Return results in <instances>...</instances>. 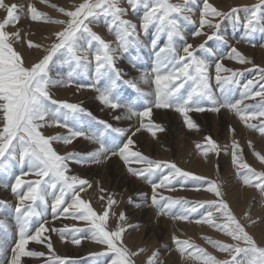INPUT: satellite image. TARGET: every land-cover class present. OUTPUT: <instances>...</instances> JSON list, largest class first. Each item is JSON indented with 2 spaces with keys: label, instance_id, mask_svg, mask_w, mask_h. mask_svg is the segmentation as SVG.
Wrapping results in <instances>:
<instances>
[{
  "label": "snow or ice",
  "instance_id": "1",
  "mask_svg": "<svg viewBox=\"0 0 264 264\" xmlns=\"http://www.w3.org/2000/svg\"><path fill=\"white\" fill-rule=\"evenodd\" d=\"M40 2L58 15L54 17L40 11L31 3L22 6L0 0V9L6 13L0 20V170L14 165L21 167L20 174L10 184L11 193L17 198L14 212L18 238L11 247L10 258L6 239H0V264H23V258H45L46 255L45 264H69V258L56 254L50 233H58L63 242L70 236L74 245H80L83 239L104 245L103 252L90 255L110 256V264H136V258L144 249L134 251L125 243L124 234L134 226L125 224L127 216L124 212L117 216L112 211L117 201L112 196H100L99 199H106L107 203L97 211L91 201L82 196L92 188V183L71 174L73 163L105 165L113 158L121 161L132 177L150 185L151 196L141 193V199L146 204L150 200L148 206L157 209L158 217L193 222L194 216L198 215L199 218L194 220L196 224L207 225L227 238L204 237L207 244L228 257L220 259L190 239L173 236L176 250L182 257L187 254L198 264H264V247L249 233L247 224L237 218L217 181L186 171L174 162L150 158L136 150L134 139L141 131L150 133L153 138L157 137V132L165 131L153 119L156 109H172L179 113L190 130L199 128L190 113L219 114L227 110L247 129L264 137V68L258 69V80L249 79L243 84L239 99H230L229 86L239 85V77L248 69L227 67L224 60H233L240 65L252 64V61L235 46L230 47L226 56L209 46L213 40L228 45V37L222 32L225 21L242 28L243 39L248 42L252 41L254 33L264 34V0L229 11L221 10L211 0H82L73 9L49 3V0ZM24 12L32 22L57 26L51 34L50 44L26 39L22 28L16 27ZM98 24L106 27L114 39L108 40L94 31L92 26ZM190 24L197 25L192 37H205L203 42L197 45L188 42L185 28ZM240 42L236 41L237 44ZM17 44H26L28 49L42 50L44 54L29 63ZM145 49L154 55V67L150 73H141L139 80L127 79V72L118 62L127 57L136 68ZM58 62L67 71L58 72L54 77L52 73ZM78 77L86 79L81 82ZM213 79L219 95L213 89ZM120 84L145 98V103L136 105L122 97ZM141 84L152 86L154 90L145 91ZM73 86L77 91H93L101 105L116 113L114 121L135 119L136 125L115 126L108 120L97 119L82 102L53 97L55 89ZM148 96L153 99L147 100ZM49 127L66 131L47 135ZM230 131L235 136L237 130L230 127ZM81 139L90 147L65 154L55 147L57 144L72 145ZM248 147L253 148L251 141H248ZM197 148L202 149L205 158L209 153L219 156L223 151L210 136L205 137V145L197 144ZM253 155L264 164V155L254 148ZM230 158L243 186L264 196V171H257L244 159L243 148L236 139L231 144ZM25 167L27 171H24ZM29 175L36 179L25 180L24 177ZM189 179L203 182L204 190L213 193L216 199L192 202L160 192L161 189L175 191L177 183L183 186L182 182ZM6 207V203L0 201V213ZM49 208L54 219L71 218L85 226L50 228L46 218ZM177 208L179 211H175ZM113 216H117V223L110 228L109 220ZM244 219L251 220L250 213H245ZM34 221L38 226L30 231ZM251 223L256 221L251 220ZM0 230L8 231L3 220H0ZM30 242L44 244L48 253L30 250ZM159 255L154 251L147 264H163Z\"/></svg>",
  "mask_w": 264,
  "mask_h": 264
},
{
  "label": "rangeland",
  "instance_id": "2",
  "mask_svg": "<svg viewBox=\"0 0 264 264\" xmlns=\"http://www.w3.org/2000/svg\"><path fill=\"white\" fill-rule=\"evenodd\" d=\"M11 1L9 3L5 1V3L6 4L17 3L22 6H26L27 4L31 3L35 5L37 9L40 11L51 13V9L44 10L41 8V6L38 5V3H40V0L38 1L30 0L29 3H27L26 0H11ZM81 2L82 0H74V1L70 0V7L68 6L67 3L60 2L58 0L53 3H56L58 6H63L68 9H73L75 6H78L79 3ZM173 2H179V0H173ZM211 2L217 7H219L221 10L229 11L233 7L242 8L243 6H251L252 4L257 3V0H244L243 2H239V0H219L217 3H214L213 0H211ZM0 13H2L0 20H3L5 18L6 13L3 9H0ZM55 14L57 13L55 12ZM240 15L241 17H243L244 13L241 12ZM197 18L198 16L194 17V19ZM22 24L23 23L20 22L18 25H16V27L22 28V32L25 34V38L28 39V36L31 32L30 31L28 33L30 26L28 25L29 27H27L26 24H24L25 26ZM223 26L224 28L226 27V33L224 34L223 32V34L228 37L230 44L228 43V45H224L219 41L213 40L209 42V46L212 47L213 50L216 51L218 54H222L225 56L230 51V47L235 46L252 61V64L240 65L233 60H227V59L224 60V63L227 67L240 69V70L248 69L247 71H243V75L239 77V81H240L239 85H235V87L234 85L229 86L230 87L229 98L239 99L240 94L243 91V84L246 83L247 80L249 79L258 80L259 79L258 69L264 68V47H261V45H264V34L258 32L254 33L252 37V41L248 42L242 39L244 37L243 34L244 32L242 28L233 27L231 21H225L222 27ZM92 27L94 31L98 32L106 39L108 40L114 39L108 33L107 28L104 27L102 24L93 25ZM196 28L197 25L190 24L186 26L185 31L186 33L189 34V31L191 32ZM9 30L12 31L15 30V28H9ZM104 30H106V34ZM51 34L52 33L47 35L49 39L46 40L45 44H50L52 42L53 38ZM209 34H210V30H209ZM204 39L205 37L193 38L191 35L188 38V42L197 45L203 42ZM237 40H240L241 42L237 44L236 43ZM253 44L255 46H253ZM241 45L246 46L247 48L242 49ZM16 46L20 51L22 49H28L26 44L23 46L17 44ZM43 54L44 53L41 50L40 57ZM260 54H262L263 57H261ZM141 55H142V59L138 62L136 68L132 67L127 57L125 58V60L127 61L128 64L131 65L132 70L137 71L139 69L148 68V70L151 72L150 68L154 67L153 65L155 64L154 55L150 54L149 50L147 49H145L141 53ZM118 64L119 66H122L121 61H119ZM253 65H256L257 67H253ZM56 70L58 72L60 71L59 73H63L67 71L66 67L64 68L60 67L59 62L57 63ZM52 75L54 77L56 76L54 72L52 73ZM78 79L80 78L78 77ZM80 80L81 82L85 81V80L82 81V79ZM63 88H66L65 93H63V91L61 90ZM233 88H235V90L237 91L236 94L232 91ZM127 91L134 92V90H132L131 88H127ZM215 91L217 95H219V89L217 85H215ZM94 96L95 95L93 94V91L88 89L77 91L75 86L60 87L53 91L54 98L61 100H68L70 102H82L83 105L85 107L87 106L90 110H92L91 106L93 107ZM247 102L253 103L254 101H247ZM144 103H145V98L140 97L139 105H143ZM221 112L230 113L231 121L230 122L225 121L223 130H219L216 134L212 133L211 128L205 126L204 124H200L198 130L197 129H193V130L191 129L192 131L189 130L190 135L187 136L183 134L185 130L181 132L173 131L171 128L172 125H170L169 122L160 121L156 119L155 122L160 124L165 129V131L163 132H157V136L158 135L160 136L161 133H165L169 137L168 142L166 141L167 146L166 145L163 146L161 140L159 144L161 151L162 150L167 151V155L162 156L159 153L151 151L147 146L142 145L140 143L136 144V146L138 145L136 147V150L143 152L150 158L174 162L180 168L186 171H190L197 175L205 176L210 180L217 181L221 186V191L223 192L224 199L228 201L230 207L232 208L237 218L241 219L242 223L247 224V230L249 231V233L255 237V239L257 240L260 246L264 247V196H261V194L253 188L243 186L241 179L236 174V169L232 165L230 158L231 144L233 139H236L243 148L244 159L250 165H252L257 171H264V164H261L260 161L255 157V155H253V148L255 149V151L260 152L261 155H264V137H261L258 132L247 129L233 113L227 110H222ZM213 114L217 115V113H213ZM96 118L100 119L98 117ZM252 122L258 123V121H252ZM230 127H234L237 130L235 136H233V133L230 131ZM185 129H187V126L185 127ZM56 130L57 132L53 133L52 129H48L46 131V134L55 135V134H59L58 132L66 131L65 129L62 128H56ZM143 135H146L148 138H150L151 141L156 140V138H153L151 134L148 132H145ZM209 136L212 137L220 145V148L223 150L221 151L219 156H217L215 153H209L208 157L205 158L201 154L202 149L197 148V144H200L202 146L205 145V137H209ZM172 141H175V143H177L178 141V144L174 146V144L171 143ZM248 141L252 142L253 148L248 147ZM65 146L61 148L59 144L55 145V147L61 154H65L69 150L71 152L76 150V146L74 143H73L74 147L71 145H67L66 147ZM223 161L225 162L226 165L223 164ZM24 169L28 170L27 168ZM209 169H211V174H207V171ZM20 171H21V167L19 165L9 166V168L6 170H0V201L5 202L7 205L5 211L3 213H0V215L4 216L3 219L0 220H3L8 228L7 233H4L3 230H0V239H6L7 241L6 248L8 250V254H7L8 258H10L11 255V247L14 245L15 240L18 238L17 236L18 222L16 219V214L14 212V208L17 203V198L11 193L10 184L14 182L15 176L19 175ZM75 174L80 175L83 178H87L89 181L95 180L96 182L100 183V181L102 180V176H100L97 172L92 176V179L88 178L89 174H82V173H75ZM24 179L34 180L36 179V177L33 175H29L24 177ZM182 183L183 186H181V184L179 183L175 185V189H176L175 191H168L167 189H161L160 192L165 196H171L174 198H186L187 200L192 202H195L197 200L216 199L213 193H209L204 190L206 185H204L203 182L192 181L189 179L183 181ZM145 184L149 188L148 190H146L145 194L148 197H150L152 194L150 185L147 183ZM197 188H200L201 190L196 191L195 189ZM93 189L94 188H91L89 191H92ZM107 190L105 189L104 194L108 193V196H111L110 194L115 195L114 199L117 201V203L113 206L112 211L115 214H117V216L120 212H124L127 216V220L125 221V224L134 226L132 228H129L128 231L124 234L125 243L130 249L134 251H137L139 249H144V252L139 257L136 258V264H147L148 257L151 256L154 251L160 253L159 260L162 261L163 264H198L197 261L188 257L187 254L184 257H182L179 254V252L176 250L175 243L173 241V236H176L182 240L190 239L191 242H194L200 247L206 248L207 251L216 255L220 259L228 258L225 254L219 253L215 249H213L209 244H207V242L204 239V237L206 236H210L212 239H218V240H226L227 238L224 237L222 233L217 232L215 229L209 228L207 225L196 224L194 220L199 218L198 215L194 216L193 222H187V221L173 220L170 217H166V216L158 217L156 214L157 209H155L154 207L152 208L155 211V213L150 212L151 213L150 214L148 210H141L140 213H136V210L139 209L138 207H136V205L138 204L137 199L141 198V194H139L137 190L133 188L128 189V196L126 198V201L124 202L123 207L121 209H118L123 199H122V194L119 195L121 199L118 198L117 195L120 194L122 190L124 191V189L122 188L113 189L109 187L107 188ZM246 191H251L252 196L248 200V202H243V193ZM201 192L204 193V196L201 195ZM82 196L85 199L90 200L93 207L97 211L102 210V208L107 203L106 199L104 201L99 200V203L96 205L95 201L93 200V198H91V195H89L88 193H84ZM129 197L132 198L131 203H129ZM148 203L150 204V200L148 201ZM178 209L179 208H177L175 211H178ZM48 211L51 213V209L49 208L46 212V218L48 220V226L50 228L51 227L64 228L65 225L69 227L85 226L83 222H77L75 220H72L71 218L65 219L61 217L59 219H54L53 216L47 215ZM200 211L203 212L204 210L201 209ZM245 213H250L251 220H255L256 223L253 224L251 223V220H245L244 219ZM117 216H113L110 218L109 220L110 228L115 227L117 223ZM56 222H58V224ZM167 224L170 226L171 232H169V227L167 226ZM36 226H38V222L34 221L33 224L30 226V231H32L33 228ZM176 229L179 230V233L174 232ZM204 229L205 231H203ZM193 230H197L201 233H199L198 235L196 233L194 234L188 233V232H192ZM46 234L49 235V233ZM50 235L53 243V248L56 254L62 257L69 258V264H110V256L94 257L90 255L91 253L103 252L105 250L104 245L97 244L90 239H83L80 245H74L70 242L71 241L70 236L67 237V242H63L61 241L58 233H50ZM62 244L65 245L70 244L71 246H77V248L79 249L78 252H80L81 255L80 256H72L69 254L64 255L63 252L61 253V251L58 250V247L61 246ZM90 247H92V249L94 250L90 251L89 250ZM28 248L30 250L41 251V252H45L46 254L48 253V249L44 244L37 245L34 244L33 242H30ZM46 260H47V255L45 258L42 259L23 258V264H45Z\"/></svg>",
  "mask_w": 264,
  "mask_h": 264
},
{
  "label": "bare ground",
  "instance_id": "3",
  "mask_svg": "<svg viewBox=\"0 0 264 264\" xmlns=\"http://www.w3.org/2000/svg\"><path fill=\"white\" fill-rule=\"evenodd\" d=\"M5 1L9 3L11 0H5ZM26 1H27V3L30 2V0H26ZM49 1H50V3H53V2H56L57 0H49ZM58 1L67 3L68 6L70 7V0H58ZM218 1L219 0H213L214 3H217ZM243 1L244 0H239V2H243ZM38 5L41 6V8L44 9V10L51 9V8H49L47 6V4H42L41 2L38 3ZM1 14L2 13H0V19H1ZM49 14L52 15V16H56L57 15V14H55V10L54 9H51V13H49ZM26 15H27L26 12L21 14L22 18H21L20 22L23 23L22 25L26 24L27 27L30 26L29 30H28V33L30 31L33 32V33L30 32V34L28 36V39L30 38L34 42L46 43L47 39H45V37H48L47 36L48 34H50L53 31H55L57 26L45 25L43 23L32 22L28 18V16L26 17ZM104 32L106 34V30H104ZM222 32H224V34L226 33V27L225 28H224V26L222 27ZM191 33H192V31L191 32L189 31V34L187 33L188 34V38L191 36ZM232 35H233V33H232ZM48 39H49V37H48ZM241 48L242 49H246L247 47L241 45ZM21 51L25 55V58L27 59V61L29 63L34 62V60L38 59L40 57V55H41V50H37V49H34V48L33 49H22ZM260 56L263 57L262 54H260ZM121 62H122V66L121 67H123L125 69V71L127 72V77H126L127 79L139 80V77H140L141 73H143V72H149L150 73L148 68L139 69L137 71L136 70H132L131 69V65L128 64L125 59H123ZM53 72L56 75L58 73L56 68H54ZM79 78L82 79V81L86 79L85 77H79ZM214 81H215V79H214ZM214 81L212 80L211 83H212L213 89L215 91L216 81L215 82ZM141 87H143L144 90L148 91V92H152L154 90L153 87L149 86V85L141 84ZM234 87H235V85H234ZM61 90L63 91V93L66 92V88H63ZM232 91L235 94L237 93L235 88H233ZM93 94L95 95L94 92H93ZM146 99L147 100H152L153 97L152 96H148ZM91 108H92L93 111L90 110L89 108L88 109L93 112L95 117H98L100 119L108 120L109 122L113 123L115 126H118V127L127 128L129 126L136 125V123H137L135 119L133 121H131V122L125 121V120H122V121H119V122L114 121L113 120V116L116 113H114L113 111H111V110L105 108L103 105H101L98 102V100L95 99V96H94V100H93V107L91 106ZM189 115L195 121V123H197L198 126L200 124H204L205 126L211 128V131H212L213 134H216L219 130H223L225 121H229V122L231 121V114L228 113V112H225V113L221 112V113H219L217 115L213 114L212 112H203V113L193 112V113H190ZM153 119L154 120L158 119L160 121L169 122L170 125H172L171 128H172L173 131H180L181 132V131L185 130L183 134L187 135V136L190 135V131H189L190 129L188 127H187V129H185L186 126L184 124L183 117L179 113L175 112L172 109H156V110H154ZM56 128L57 127H49V128L46 129V131L48 129H52V132L56 133L57 132ZM58 133L59 134H64L65 131L58 132ZM144 133H145V131H141L140 133L137 134L136 137H134V139L137 141L136 144L140 143L142 145L147 146L151 151L159 153L162 156H166L167 155V151H164V150L161 151V149L159 147V144H160V140H161V142L163 143V146H165V145L167 146V142H168V138H169L168 135L165 134V133H161L160 136L158 135L156 137L155 141H151L150 138H148L146 135H143ZM171 143L174 144V146H176V144H178V141H177V143H175V141H172ZM74 144L76 146V150L75 151H81L82 149H84L86 147H90L88 142L84 141L82 139L80 141H78V142H74ZM59 145L61 146V148H63L65 146L63 144H59ZM71 146H73V144ZM68 152H71V151L69 150ZM223 164L226 165L224 161H223ZM70 167H71V174H75V173L89 174L88 178H91V179H92V176L94 174H96V172L100 176H102V180L100 181V183L96 182L95 180H90V182L92 183V188H94V189L92 191H89L90 189H88L85 192V193H88L89 195H91V198H93V200L95 201L96 205L99 203V200H100L99 197L100 196L108 197V193L104 194L105 191L104 192L100 191L101 188L106 189V190L109 187H111L113 189H117V188L124 189V191L122 190V192H120V194L117 195L118 198H120L119 195L122 194V199H123L121 204L119 205L118 209H121L123 207L124 202L126 201V198L128 196V189H131V188L136 189L139 194L145 193L146 190L149 189L148 186L145 183H143L142 181L132 177L130 175V173L127 172V170H126L125 166L123 165V163L121 161H119L117 158H113L112 161L108 162L105 165H83V166H81V165H77V164L73 163V164L70 165ZM24 171H27V170L24 169ZM207 174H211V169H209L207 171ZM83 194L84 193H82V195ZM110 195L113 198H115V195H113V194H110ZM201 195L204 196V193L201 192ZM251 196H252V192L251 191L244 192L243 193V202H248V200L251 198ZM50 202H51V198H50ZM137 202H138V204H141L142 207H138L140 210L137 209L136 213H140L141 210H148L149 213L150 212L151 213H155L153 208L151 206H148L149 203L147 205L143 199L139 198V199H137ZM49 213L50 212L48 211L47 215L48 216H50V215L52 216V213H50V214ZM3 217L4 216L0 215V219H3ZM56 223L58 224V222H56ZM167 226L169 227V232H171L170 226L168 224H167ZM34 229H35V227L33 228L32 231H34ZM203 231H205V229ZM174 232H178L179 233V230L176 229ZM188 233H190V234L196 233L198 235L201 232H199L197 230H193L192 232H188ZM45 235H47V234H45ZM33 243L37 244L35 242H33ZM37 245H42V244H37ZM58 250H60L61 253L63 252L64 255H68V254L72 255V256H80L81 255V253L78 252L79 249L77 248V246H71L70 244H67V245L62 244L61 246L58 247ZM89 250L91 251V250H94V249H92V247H90ZM41 261H43V260H41Z\"/></svg>",
  "mask_w": 264,
  "mask_h": 264
},
{
  "label": "crops",
  "instance_id": "4",
  "mask_svg": "<svg viewBox=\"0 0 264 264\" xmlns=\"http://www.w3.org/2000/svg\"><path fill=\"white\" fill-rule=\"evenodd\" d=\"M178 211H179V209H178Z\"/></svg>",
  "mask_w": 264,
  "mask_h": 264
}]
</instances>
